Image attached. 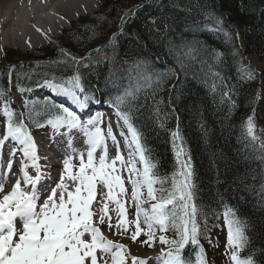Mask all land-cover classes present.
<instances>
[{"label":"snow or ice","instance_id":"6c2138e0","mask_svg":"<svg viewBox=\"0 0 264 264\" xmlns=\"http://www.w3.org/2000/svg\"><path fill=\"white\" fill-rule=\"evenodd\" d=\"M170 8L184 16L151 18L143 37L126 32L135 12L121 8L114 29L92 26L77 39L80 49H58L62 59L0 65V264H210L201 239L216 247L218 241L213 245L207 214L198 203L192 157L172 107L190 84L207 90L221 124L237 109L246 87L259 84L248 92L251 112L241 125L248 166L234 180L264 210V136L256 125V105L264 100V57H245L238 29L225 31L223 14L210 12L204 0L183 5L172 0ZM201 30L217 37L222 33L231 47L222 51L209 45L200 38ZM125 36L135 47L124 46ZM0 54L7 56L2 47ZM232 61L236 75L226 71ZM26 82L69 98L80 111L52 96L29 98L33 88ZM13 88L23 111L13 107ZM101 103L113 112L115 124L106 112L90 107ZM173 117L176 127L170 129ZM46 126L62 158L55 176L32 131ZM200 127L207 136L203 119ZM157 128L171 137L170 171L149 145L148 133ZM77 137L84 150L74 147ZM126 204L135 210L133 220ZM223 207L222 226L212 227L226 230L227 264H264V232L250 233L247 218L228 204ZM110 212L116 214L115 224ZM213 216L220 219L218 213ZM105 225L119 236L134 225L131 241L149 248L158 244V254L133 255L128 245L105 234Z\"/></svg>","mask_w":264,"mask_h":264},{"label":"trees","instance_id":"16d2710c","mask_svg":"<svg viewBox=\"0 0 264 264\" xmlns=\"http://www.w3.org/2000/svg\"><path fill=\"white\" fill-rule=\"evenodd\" d=\"M181 4L187 0H180ZM208 10L215 11L216 14H223V27L225 31L237 28L244 43L247 46V54L253 53L264 57V0H204ZM172 0H133L131 9L140 7L134 18L129 21L126 28L127 33H138L143 37L146 31L152 27L147 23L153 17L162 15H175L183 17V12H172L170 5ZM163 7V13L161 11ZM121 9L114 7V4L106 5L104 14L82 19L80 25L83 30L70 29L65 34L64 45L74 52L82 47L77 43V39L92 26L100 25L104 28L112 27L119 23L117 12ZM230 14V17L228 16ZM201 19V17H197ZM78 23L77 25H79ZM178 29L183 25H178ZM80 28V29H81ZM231 34V33H230ZM200 38L207 41L209 45L220 50H227L231 45L225 40L223 34L219 37L207 31L201 30ZM122 42L126 48L135 47L130 37L125 36ZM44 56L33 57L22 61L26 66H33L37 62L47 64L50 60L62 59L60 54H54L53 50L46 52ZM5 63L20 64V61H7ZM231 75H236L235 61H232ZM238 78V77H237ZM34 86L32 82H26ZM93 83L95 80L93 79ZM101 87H103L101 83ZM259 87L258 83L248 85L243 95L237 97V109L231 113L229 120L221 124L222 117L218 115L212 103V97L207 94V90L201 86L190 84L185 87L183 95L176 100L172 107L176 109V115L179 116V126L181 135L184 138L185 147L191 154L193 167L195 169L196 184L199 189L198 203L204 208L207 214L209 227L212 229L213 224L221 225V216L224 211V204H228L238 210L242 218H247L250 222V233L259 234L264 232V210L256 204V196L245 191L243 187L234 180L235 177L246 171V155L244 141L241 136V125L243 119L250 114L251 106L247 103L248 92L251 89ZM105 92L113 91L104 89ZM99 96L100 93H97ZM257 119L256 122L264 125V100L256 105ZM206 123L208 134L201 131V120ZM168 127L175 129V117L169 119ZM149 145L153 153L170 171L174 163V154L171 147L170 135L162 129L150 130L148 133ZM251 167L256 165L252 163ZM221 198L222 201L221 202ZM213 212L220 215L217 220ZM209 228V229H210ZM218 228L221 227H213ZM205 246V245H204ZM207 248V249H206ZM207 257L211 256V247L205 246Z\"/></svg>","mask_w":264,"mask_h":264},{"label":"bare ground","instance_id":"6f19581e","mask_svg":"<svg viewBox=\"0 0 264 264\" xmlns=\"http://www.w3.org/2000/svg\"><path fill=\"white\" fill-rule=\"evenodd\" d=\"M78 1L81 2L77 3ZM93 1L96 4L98 2ZM93 4L95 3L83 0H0V47L26 49L46 46L50 43V38L57 42L59 33L64 29L59 20L70 22L73 17L81 16V12L72 6L81 5L82 10L87 11L93 9ZM52 17L58 20L50 22ZM240 41L243 42L245 57H252L247 54V46L242 37L237 42ZM14 180L15 175H12L8 181L9 186Z\"/></svg>","mask_w":264,"mask_h":264},{"label":"rangeland","instance_id":"374dc122","mask_svg":"<svg viewBox=\"0 0 264 264\" xmlns=\"http://www.w3.org/2000/svg\"><path fill=\"white\" fill-rule=\"evenodd\" d=\"M83 1H86V0H83ZM132 1L133 0H98L97 4H96V2H95V4H93L92 10H87V11L82 10L84 13H81V16H77L76 18H73L69 22V24L66 27H64L62 32L59 33V37L57 39L58 40L57 42L50 43L46 46L28 47L26 49H21V48L15 47V46L5 47L4 51L7 53V56L5 57L3 54H0V65L6 61H11V62L20 61V62H22L26 59H32L33 57L44 56L45 54H47L46 52L51 51V50H53L54 54H58V52H59L58 49L63 48L61 46V44L65 40V34L72 28H74L76 30L79 29L82 31L83 28H81L80 25L82 24V26H86L83 24H88L86 22H90V21H86V22L81 23L82 19H87L88 17L90 18V17H94V16L99 15V14H104L107 3L108 4H114V7H117V8L121 7V8H124L125 10L132 9L134 7L133 5H131ZM80 2L81 1H78L77 3H80ZM74 7L75 6L73 5L72 8H74ZM78 23H80V24L77 25ZM45 96H51V95H49L48 93L41 91V90L34 91L33 94L28 95L29 98H39V99H43ZM13 97H14L13 107L14 108L16 107V109L17 108L19 109L20 105H21V98L16 92L13 93ZM52 98H53V96H52ZM53 99L57 103H62L66 107H69L67 104H65V103H68L69 98L64 97V98H58L57 100L55 98H53ZM70 102H71V100H70ZM96 105H99V104H96ZM111 118H112L113 124H114L115 123V117L111 116ZM2 119H3L2 113H0V120H2ZM256 125H257V134L264 136V125L259 124L257 122H256ZM32 131L37 136H39V138L41 137L43 140H44V138H49L50 134H52L51 129L47 126L45 128H42V129L32 128ZM110 149L112 151L110 156H112L115 153H114V150H112V148H111V144H110ZM61 161H59V164L61 163ZM61 168H62V163L59 166L58 172ZM126 187L129 188V196H130L131 187H130V185L127 184V182H126ZM98 199H99V196H98ZM126 207H128L127 204H126ZM111 208H115V205L114 204L110 205V209ZM134 211L135 210L133 207H128V219L129 220H133L135 218ZM110 214L112 215L113 224H115L116 214H115V212H110ZM141 226L144 227L143 224ZM131 228H134V225L130 226V231H131ZM102 230L105 232L106 235H108V237L110 239L119 240L120 242H123L124 244L128 245V247H129V249L133 255L135 254V252H139V251H142L143 249L148 248L147 246H143L139 243L132 242L130 239V231L128 234H126L124 236H119V235H114L113 232H109L107 230L106 225L102 226ZM209 230H210L209 235L212 237L213 245H215L218 241V247L210 246L212 249L211 250L212 254L208 258L210 261V264H227L228 258L225 255L226 230H224L222 227L219 230H218V228H213V227H212V229L210 228ZM113 231H115V230H113ZM144 238L145 237L141 236L139 239H144ZM201 243H203L206 247L209 246L208 242L206 240H204L203 238L201 239ZM154 248L155 249L159 248V245L157 244Z\"/></svg>","mask_w":264,"mask_h":264}]
</instances>
